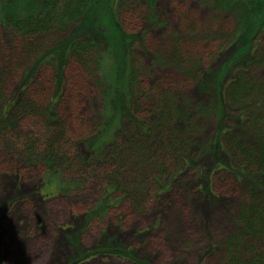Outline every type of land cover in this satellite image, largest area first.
I'll use <instances>...</instances> for the list:
<instances>
[{
	"label": "rangeland",
	"instance_id": "1",
	"mask_svg": "<svg viewBox=\"0 0 264 264\" xmlns=\"http://www.w3.org/2000/svg\"><path fill=\"white\" fill-rule=\"evenodd\" d=\"M106 1L63 32L0 25L2 101L17 106L0 132V264H242L264 235L238 217L247 190L261 204L264 190L226 176L216 137L264 135V105L246 123L224 98L238 79L264 95L263 28L246 42L237 15L210 0ZM71 41L98 49L75 61ZM57 186L68 190L49 196Z\"/></svg>",
	"mask_w": 264,
	"mask_h": 264
},
{
	"label": "trees",
	"instance_id": "2",
	"mask_svg": "<svg viewBox=\"0 0 264 264\" xmlns=\"http://www.w3.org/2000/svg\"><path fill=\"white\" fill-rule=\"evenodd\" d=\"M216 2L219 7L227 11H232L240 19L242 28L245 27L242 39L245 38L246 42L249 40L248 33L255 24L257 30H264V2L258 0H210ZM101 0H3L0 5V25L4 28H9L15 32H20L27 36L40 35L49 33L51 31H65L72 23L79 22L80 20H89L94 17V12L98 9V5ZM133 0H108L106 4L109 9L112 7L119 9H126L131 5ZM86 17V19H85ZM112 19V17H111ZM86 20V21H87ZM257 20V21H254ZM258 21L259 26H258ZM86 23V22H83ZM254 28V29H255ZM110 32V28L107 29ZM256 30V31H257ZM96 44L90 41H84L77 43L71 41L65 50L75 61L83 60L84 57L94 53L97 49ZM253 54L255 61H258L256 57L263 59V55L256 54V49ZM101 54H99V57ZM98 57V58H99ZM225 101H227L233 111H238L241 120L248 123L250 121L249 110L250 106L259 108L264 104V95L261 92V88L253 86L251 82L245 81V79H238L231 82L224 93ZM3 100L2 91L0 89V132H9L14 129V125L9 119L13 116L17 109L16 104H8ZM244 107L246 110H244ZM166 105L164 103L161 106V110H165ZM36 111V110H33ZM167 116V115H166ZM163 117V121L167 117ZM255 120V121H254ZM252 120V127L257 124L258 119ZM260 123V121H259ZM256 139L252 145H245L242 141H239L237 137L229 132L219 134L216 137L217 143L224 152L228 154L231 159V170H225L226 176L236 174H243L256 181L257 185L264 190V135L261 131L254 128ZM118 132H108L107 135L111 136L110 140L115 141L118 137ZM222 135V141L219 137ZM103 138L102 144L106 141ZM101 144V145H102ZM166 149L165 155L169 157L173 152L170 146H164ZM99 151V149H96ZM55 150L49 149L46 151L45 166L48 169V176L54 178L57 174L55 169ZM68 187L49 188L47 187L48 195H54L59 192H66ZM254 190V189H253ZM46 191V192H47ZM247 204L241 208L238 222L244 226L245 230L254 239L261 238L260 235H264V204H261L258 200L257 192L252 191V187L247 190ZM98 252H96L97 254ZM242 264H264V244L261 248L254 249L252 257L249 260H244Z\"/></svg>",
	"mask_w": 264,
	"mask_h": 264
}]
</instances>
